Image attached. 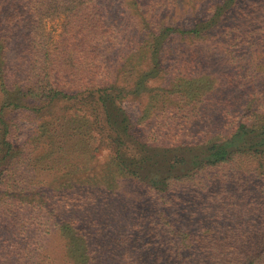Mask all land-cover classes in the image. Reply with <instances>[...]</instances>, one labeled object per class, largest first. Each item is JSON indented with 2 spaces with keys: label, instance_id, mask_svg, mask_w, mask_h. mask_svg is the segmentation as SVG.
I'll return each instance as SVG.
<instances>
[{
  "label": "trees",
  "instance_id": "obj_1",
  "mask_svg": "<svg viewBox=\"0 0 264 264\" xmlns=\"http://www.w3.org/2000/svg\"><path fill=\"white\" fill-rule=\"evenodd\" d=\"M166 5L177 20L170 11L155 15L153 0H0V185L11 188L20 176L21 160L12 162L9 153L16 146L15 116L24 111L54 139L48 144L66 167L100 178L89 187L106 188L108 195L120 172L146 197L132 207L135 223L128 221L127 232L93 215L92 224L104 225L100 244L80 221L46 205L48 195L33 194L64 248L55 260L25 248L20 264H264V0ZM51 17H63L56 40L44 28ZM26 26L12 61L10 31ZM119 34L134 40L115 65L105 61L106 52L120 48ZM171 38L180 40L172 55L183 45L222 41L221 75L205 67L211 60L202 50L186 48L170 73L163 52ZM239 82L238 89L253 92L236 104ZM208 86L221 93L214 117L200 109ZM134 97L145 103L140 122L168 111L184 128L152 135L133 127L121 104ZM208 124L188 132L189 125ZM99 146L114 153L106 170L98 160L88 168L74 162L75 152L95 160Z\"/></svg>",
  "mask_w": 264,
  "mask_h": 264
},
{
  "label": "rangeland",
  "instance_id": "obj_2",
  "mask_svg": "<svg viewBox=\"0 0 264 264\" xmlns=\"http://www.w3.org/2000/svg\"><path fill=\"white\" fill-rule=\"evenodd\" d=\"M169 1L171 0H153L156 6L155 15L175 10L170 6L167 7L166 4ZM178 1L179 0H176V2ZM181 2L182 0H180V3ZM242 2L248 4L250 0H242ZM177 4L179 6V3ZM171 13L175 20L180 16L174 12ZM62 21L63 17H51L45 20L44 28L48 37L53 40L58 38L61 32ZM28 30L29 28L26 26L21 30L12 29L10 31L9 36L12 38L10 41L12 45L10 57L12 61L16 59L17 52L19 51V47H17L18 51L15 48L16 40L22 39L24 35L28 33ZM133 40L134 38L125 37L120 34L117 35L114 41L118 42L120 48L115 49L111 47L106 52L107 59L105 58V61L113 62L116 65L121 54L125 52L124 47ZM167 42L168 47L164 50L163 57H165L170 67V73H173L177 66H179L181 58L178 54L186 48V50H202V54L204 53V56L206 54L211 60V63L205 67L214 75L216 73L221 75L219 73L223 71L221 68L224 64L223 58L225 57L224 44L222 41L205 39L204 41H199L194 48L193 45H183L182 48L178 49V53L174 55H172V48L179 45L180 40H176V38L164 40L165 44ZM108 43L111 45L113 42L109 41ZM16 62L17 61H15V63ZM156 79L157 78L154 77L149 81L150 86L157 84L154 81ZM239 84L240 82L235 83V99H233V101H235L236 104L238 100L246 98L253 92L247 88L238 89L237 86ZM210 89L211 86H208V88L205 87V92L210 91ZM205 94L206 93H204V95ZM207 94H209V96L205 102L200 104V109L206 111L204 113L208 116L216 115L221 111L222 107L217 105L214 100H217V98L221 96V93L214 89ZM233 95H231L230 98H232ZM144 104L143 99L140 97L127 98L121 104L127 114L131 116L133 127L138 124L144 132H150L152 135L155 134V129L159 130V134H165L167 132H173L172 134H175L177 131L184 128V126L181 125L182 122L174 121V116L168 111L164 113L160 112L158 116L154 114L149 120L140 122L138 117L145 108ZM169 105L170 104H168V106ZM158 108L165 107L158 105ZM225 114L227 115V113ZM15 117L17 119H15L14 122L17 127L11 139L16 146L11 150L9 156L12 157V162L21 160L19 161L18 167L20 176L14 180L15 185L11 188L0 185L1 264H20L24 259L23 251L25 248L28 249V252H31L33 255H38L39 258L43 259L48 257L55 260L62 256L64 241L48 216L43 203L39 201L37 197H31L33 194L40 193L42 196L48 195L49 199H46V205L50 204L57 208V210L66 213V216L70 215L75 220L80 221L79 226H86L84 230L88 233L89 237L92 236L90 240H95V236H100L98 240L100 244L104 243L101 238V235H104V233L100 232L101 229H104V225H98L97 221L92 224L93 215H95L97 219H99L98 216L101 215L102 219L109 220L112 226H122L120 228L124 229V232L131 229L128 221H130V223L133 222L130 218V214L134 211L132 207L138 206L142 200L146 199V197L143 196L144 192L140 190V186L137 182L131 179H125L122 177V173L116 172V180L113 182L114 185L112 186V188H114L108 195H106V188H96V186L89 187L88 185L91 180L96 183L100 180L95 173L66 167L64 163L57 159V149L53 144H48V141L53 138H49L48 135L38 131L39 123L32 120V117L24 111L20 112ZM187 128L189 129V131L187 130L188 132H194V130L196 131L199 129H210V126L209 124L207 127L200 125V128H198L197 126L192 127L189 125ZM154 137L158 138L157 135H154ZM163 143H167V140ZM98 149L99 151L95 160L90 159L87 153H82L80 155H78L77 152L73 153L74 162L76 164L78 162V164L82 166L85 164V168H88L97 164L95 161L98 160L100 161V165L105 167L101 168V171L106 170L108 164L113 163L111 160L114 153L107 146H99ZM2 150L3 148H0V158L4 156ZM172 155L171 153L170 156ZM6 192H11L14 194L13 196L16 195L18 197L14 200H10L9 196L4 195ZM1 199H4V201H1ZM127 202H129L130 206H126ZM133 223H135V221ZM54 263L56 264V262ZM121 263L122 262L118 264Z\"/></svg>",
  "mask_w": 264,
  "mask_h": 264
}]
</instances>
